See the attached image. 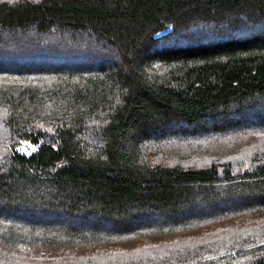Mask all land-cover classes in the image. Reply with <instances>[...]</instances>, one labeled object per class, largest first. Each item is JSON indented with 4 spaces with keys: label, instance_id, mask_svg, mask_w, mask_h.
Returning <instances> with one entry per match:
<instances>
[{
    "label": "trees",
    "instance_id": "16d2710c",
    "mask_svg": "<svg viewBox=\"0 0 264 264\" xmlns=\"http://www.w3.org/2000/svg\"><path fill=\"white\" fill-rule=\"evenodd\" d=\"M0 264H264V0H0Z\"/></svg>",
    "mask_w": 264,
    "mask_h": 264
},
{
    "label": "rangeland",
    "instance_id": "374dc122",
    "mask_svg": "<svg viewBox=\"0 0 264 264\" xmlns=\"http://www.w3.org/2000/svg\"><path fill=\"white\" fill-rule=\"evenodd\" d=\"M257 141H259V139ZM212 147L215 148L214 152H218L219 155L226 157V158H232V159L236 160L241 156L240 153L245 151L247 146H246V142L244 140H243V142H241V141H235L234 138L228 139L226 137V139L223 138V139H219L217 141L212 142V144L210 146L211 151H212ZM188 153H189V150L183 149L181 143L176 141V142L172 143L170 147H169V145H168V147L166 145L163 148H161V150H159L157 155L159 156V160L161 162H165V161L177 162V161H181L182 159H186L187 156H189ZM242 154L244 156H246L244 152ZM165 159H169V160H165ZM199 231H201V230H199ZM207 238L206 237L202 238V240L204 242L201 243V246L205 245V247H209L208 246L209 244H207ZM225 246H226V249H228L230 247L228 244H226ZM226 249L221 250L222 252L218 253L217 256H220L219 258H221V256H224L226 254L227 255L234 254L232 251H228ZM210 258H212V257H210ZM210 258H209V261H212V259H210Z\"/></svg>",
    "mask_w": 264,
    "mask_h": 264
}]
</instances>
